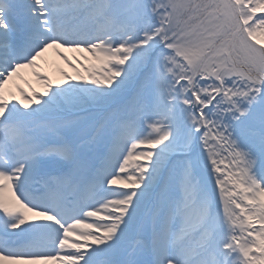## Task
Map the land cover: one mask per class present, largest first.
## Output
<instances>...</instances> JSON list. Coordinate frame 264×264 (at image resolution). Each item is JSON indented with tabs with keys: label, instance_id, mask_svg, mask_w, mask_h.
<instances>
[{
	"label": "snow or ice",
	"instance_id": "obj_1",
	"mask_svg": "<svg viewBox=\"0 0 264 264\" xmlns=\"http://www.w3.org/2000/svg\"><path fill=\"white\" fill-rule=\"evenodd\" d=\"M0 264H264V0H0Z\"/></svg>",
	"mask_w": 264,
	"mask_h": 264
},
{
	"label": "rangeland",
	"instance_id": "obj_2",
	"mask_svg": "<svg viewBox=\"0 0 264 264\" xmlns=\"http://www.w3.org/2000/svg\"><path fill=\"white\" fill-rule=\"evenodd\" d=\"M49 57H50V60H49L50 63H49L48 70L54 74V79L58 78L59 70L62 68L69 72L72 71L71 69L67 68V66L64 65L62 61H59L57 58H55L52 53H49Z\"/></svg>",
	"mask_w": 264,
	"mask_h": 264
}]
</instances>
